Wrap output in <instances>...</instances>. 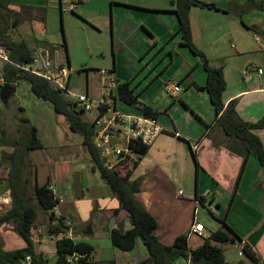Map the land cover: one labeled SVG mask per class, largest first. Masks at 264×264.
Masks as SVG:
<instances>
[{"label":"crops","instance_id":"1","mask_svg":"<svg viewBox=\"0 0 264 264\" xmlns=\"http://www.w3.org/2000/svg\"><path fill=\"white\" fill-rule=\"evenodd\" d=\"M201 1L214 3L220 10L192 8L190 19L193 42L208 60L212 61L210 64L224 68L227 83L223 94L225 104L237 100V112L241 119L248 123H257L264 119V81L260 82V87L252 85L250 89H245L239 81L237 87L232 90L229 88L228 57L239 58L251 50V40L247 34L250 27H255L258 30L255 32L264 34V7L242 12L240 7L244 6L247 0ZM256 2L264 4V0ZM16 6L11 8L16 10ZM144 8L146 7L140 9L145 13L151 11ZM174 9L159 7L152 11L157 27L145 21L141 23L147 32V38L137 39L134 43L138 57L126 60V81L133 79V84L138 90L142 87L150 88L156 80L161 79L162 75L156 69L160 68L162 63L173 64L179 57L184 62L185 71L189 72L194 64L196 66L194 73L191 71V75L176 83L181 88L183 84L187 85L184 94L172 96L167 90L169 83H166L165 88H160V85L154 88V95L148 96L143 102L159 113L157 118L163 131L133 171L131 180L140 184L137 200L158 220L157 236L164 245H173L177 237L187 235L189 248L195 250L204 243L206 237L221 227L220 222L213 219L211 213L220 219L227 215L228 225L242 239L234 244L221 245L227 264L252 263L241 250L242 245H249L259 264H264V168L254 156H250L242 171L244 158L225 147L223 131L215 124L216 112L206 88V72L204 70L198 78L203 64L200 58L182 45ZM198 9L205 12H198ZM195 17L205 21L204 26H200L202 39H197L195 35ZM233 18L241 21L243 28ZM215 21L218 23L214 25ZM241 29L245 34H242ZM230 40L238 41L241 50L232 44L231 49L236 52L231 51ZM203 45L207 48L202 47ZM215 48V54L210 57L211 54L209 55L207 50ZM139 54L140 57L145 54L149 58L148 62L144 57L139 59ZM65 55L67 60L66 49ZM260 55L264 66V49ZM262 67L250 63L243 72V80L245 73L253 69L258 70L259 76L264 75ZM259 70H262L261 74ZM148 71L151 72L150 76H145ZM170 98L173 99L172 102ZM123 106L126 107L124 104ZM134 110L136 111L134 108L126 111ZM208 125L211 127L208 128ZM255 133L264 143V129H258ZM1 137L0 130V140ZM55 138V144H43V149L30 152L33 169L29 166V170L33 172L34 185L49 184L55 194L62 198V202L54 210L57 217L62 216L66 221L81 219L83 224L92 222V235H84L81 232L83 227L74 228L77 229L76 234L74 230L70 232V229L68 234L75 240L78 237L104 239L106 248L113 255L97 264H136L149 258L142 242L132 252H122L113 247L110 231L113 228L129 230V213L123 209L115 212L120 208V202L106 183L98 182L99 172L93 170L90 155L82 145V138L71 132L69 127L60 130L56 127ZM47 139L49 140L50 136L46 133L45 140ZM195 156L199 164L198 174ZM83 157L89 159L87 166L81 162ZM0 177H7L5 168H0ZM239 178V186L236 189ZM180 191L183 194H180ZM199 197L204 198L205 202L201 203ZM11 207V192H0V212L8 211ZM47 215L43 211L39 215L37 213L35 228L32 231L33 239L37 243L39 241L35 232L38 235L47 234ZM196 222L205 226L202 236L191 233V228ZM0 236L6 251L26 246L10 225L0 227ZM15 239L19 241L17 246H14ZM78 242L89 243L84 239ZM39 244L41 251L42 241ZM95 262L93 258L89 264ZM174 264L189 262L179 258Z\"/></svg>","mask_w":264,"mask_h":264},{"label":"trees","instance_id":"2","mask_svg":"<svg viewBox=\"0 0 264 264\" xmlns=\"http://www.w3.org/2000/svg\"><path fill=\"white\" fill-rule=\"evenodd\" d=\"M18 1L0 0V15L8 17L11 24L21 20L17 12L11 8V6L17 5ZM172 3L179 22L182 45L200 58L206 72V88L216 112L215 124L223 131L225 147L232 153L244 158L242 171L250 156H254L260 166L264 168V143L255 133L258 129H264V119L257 123L245 122L237 112V100H233L228 105L225 104L223 94L227 83L224 68L211 65L206 55L193 42L190 19L192 8L199 7L217 11L220 9L214 3H206L201 0H173ZM263 7V3L247 0L240 9L242 12H247ZM25 9L29 13V9L40 8L26 6ZM249 29L258 31L255 27ZM0 46L9 51L10 61L13 63L0 62L2 84L7 83L14 87L23 82L29 84L36 98L50 103L57 116L66 118L70 131L82 138V145L90 155L93 170L100 173L110 187L112 194L119 200L120 208L115 212L123 209L129 213L131 222L129 230L113 228L110 231V239L114 248L122 252H132L137 248L138 240H140L147 249L149 258L136 264H174V261L179 258L186 259L189 264H227L221 245L242 241L228 225L227 215L220 219L211 213L212 218L220 222L221 227L206 237L204 243L195 250L189 248L187 235L177 237L173 245H164L157 236L158 220L137 200V194L140 193L139 182L131 180L134 169L146 155L149 147L137 148L132 155L120 159L113 167L107 166L99 149L94 144L95 125L85 118L86 111L80 107L79 103L68 92L58 89L48 80L17 66L30 62L36 49L24 39L13 40L9 34L4 37L0 36ZM41 46L52 51L55 50L54 46L50 44L45 43ZM140 98L141 91L138 92L133 84V79L118 82V87L113 96L115 101H120L127 107L157 118L159 113L141 102ZM21 111H24L23 108ZM22 120L27 124V127L21 125L14 134V138L11 139L10 136H6L2 132L0 140L4 146H11V150L3 151L0 157V168L7 170V177H0V192L9 190L12 196L11 209L0 212V227L3 225L12 226L13 231L25 242L26 246L6 251L0 236V264H20L27 256L32 258L33 264H50L41 251L40 253L36 252L35 240L33 239L32 231L37 219V206L49 215L47 234L58 238L62 234H67L71 226L67 224L64 217L55 215L54 210L60 202L49 184L39 186L32 183L33 172L29 170V166L33 169L30 152L41 150L44 145L38 137L37 128L30 123L28 118L23 117ZM210 127L208 125V128ZM215 145L221 146L222 144ZM194 158L198 174L199 164L196 156ZM239 182L240 178L237 180L236 189ZM198 199L201 203L205 202L202 197ZM73 223L75 224L74 228L83 227L81 232L84 235H92V222L83 224L79 220H74ZM76 230L74 229L75 234ZM95 251V247L90 243L63 237L56 241L57 257L53 264H89L93 261ZM243 252L250 258L251 264H259L258 258L249 245H245ZM76 255L84 257L75 260L72 257Z\"/></svg>","mask_w":264,"mask_h":264},{"label":"rangeland","instance_id":"3","mask_svg":"<svg viewBox=\"0 0 264 264\" xmlns=\"http://www.w3.org/2000/svg\"><path fill=\"white\" fill-rule=\"evenodd\" d=\"M172 2L173 0H19L15 12L20 16L21 20L13 23L16 24L15 28L9 30L4 36L9 34L13 40L24 39L31 47L37 50L44 48L41 45L45 43L54 46L55 50H51L52 53H56L60 49L61 54L65 55V49H67L70 63L66 60L65 65L70 72L71 91L75 95H79L85 94L88 90L91 98L99 100L104 92L102 85L104 79L101 71L114 73V77L118 82L126 81L128 76V72L125 69L126 60L130 61L132 58L138 57L134 43L137 39L147 38V32L141 23L145 21L147 24L155 26L154 20L156 19L152 11L159 7L175 8ZM26 6L40 9H29L30 12L27 13ZM142 7H146L144 9L151 11L145 13L140 9ZM198 12H205V10L198 9ZM43 17L44 19H42ZM233 20L237 21L238 19L233 18ZM204 22L195 17L194 26L197 39L200 37L202 39L203 37L200 26H204ZM237 22L243 28L242 22ZM217 23L215 21L213 24ZM241 32L245 34L242 29ZM247 34L251 40V50L239 58L228 57L229 88L232 90L237 87V82L239 81L245 89H250L252 85L260 87V82L264 81V75L259 76L257 69L250 71L253 75V80L250 83L245 84L243 80V72L250 63L256 67L263 66L260 54L264 49V34L257 33L253 29H250ZM171 39H173V36H171ZM232 44L237 45V49L241 50L238 41L230 40L229 48L231 51L233 50L231 49ZM202 47L207 48L204 45ZM216 49L207 50L209 55L211 54L210 57L215 54ZM233 52L235 53L236 51L233 50ZM143 57L148 62L149 58L145 54L141 57L139 54V59ZM210 62L212 63V61ZM183 67L184 62L179 57L173 64L162 63V66L156 69L162 75L161 79L156 80L150 88L142 87L141 90H138L142 94L140 101L144 102L148 96H153L154 88L159 85L160 88H165L166 83L175 84L182 82L188 75H191V71L195 72L196 66L194 64L189 72L185 71V67ZM262 68L264 69V66ZM200 70L198 78L204 72L203 67ZM150 73L149 71L146 72L145 76H150ZM146 80L151 81V79ZM182 87L180 94H184L187 85L183 84ZM169 100L172 102L173 99L170 98ZM118 105L120 108H124V111L133 110V108L124 107L120 101ZM21 108L24 111H21ZM128 112H135V110ZM97 114L98 111L96 109L87 111L85 118L92 122ZM23 117L28 118L30 123L37 128L39 139L47 146L55 144L56 127L59 130L63 127H69L66 118L57 116L50 103L36 98L29 84L25 82L17 86V91L10 107L7 108L0 98L1 135L3 132L4 135L10 136V139L14 138V134L21 125L27 127V124L22 120ZM46 133L50 136L49 140H45ZM10 150L11 146H4L0 143V157L3 151ZM116 159L117 157L114 155L109 156V161L111 162L115 163ZM81 162L87 166L89 164L88 157H83ZM97 178L100 184L106 183L99 173H97ZM37 210L39 215L42 211L38 206ZM48 220L49 216L47 222ZM79 221L83 223L81 219ZM67 224L71 226L70 232L73 231L75 226L73 221L70 219ZM35 236L39 243L42 241L41 252L44 257L49 260L50 264H53L57 257L56 241L62 239L64 234L57 238L49 234L38 235L35 232ZM82 239L95 247L94 261L96 262L92 264L100 263L102 260L112 257L113 254L106 248L103 238L78 237L76 241ZM19 240L21 241L22 239ZM140 242L138 240V244ZM18 243L19 241L15 239L14 246H17Z\"/></svg>","mask_w":264,"mask_h":264},{"label":"built area","instance_id":"4","mask_svg":"<svg viewBox=\"0 0 264 264\" xmlns=\"http://www.w3.org/2000/svg\"><path fill=\"white\" fill-rule=\"evenodd\" d=\"M0 62L10 61L9 51L0 46ZM66 57L61 54L60 50L52 53L49 48L36 49L32 59L28 63L17 65L24 71L40 76L51 82L58 89L64 90L79 103L80 107L86 112L97 110L98 114L92 121L95 125L94 144L99 149L106 165L113 167L120 159H125L140 147L152 146L163 129L158 118L145 115L142 111L126 112L118 106V102L113 99L114 92L118 87V81L114 73L101 71L103 76V95L99 100L90 97L88 93L75 95L70 89V72L65 65ZM13 64V63H12ZM251 71V70H250ZM248 71L244 75L245 83L253 80V75ZM262 73V70H259ZM2 84V80H1ZM167 90L172 96L178 95L182 88L179 84H168ZM117 157L115 163L109 161V156ZM180 194H183L180 191ZM62 202V198H59ZM205 226L202 223H194L191 233L202 236ZM57 237V236H56ZM64 237L72 239L68 233ZM245 245L241 246L244 250ZM84 257L76 255L72 258L75 260ZM20 264H33L30 256H27Z\"/></svg>","mask_w":264,"mask_h":264},{"label":"water","instance_id":"5","mask_svg":"<svg viewBox=\"0 0 264 264\" xmlns=\"http://www.w3.org/2000/svg\"><path fill=\"white\" fill-rule=\"evenodd\" d=\"M6 17L4 15H0V20H5ZM16 24L12 25V29L15 28ZM8 32V28H5L3 32L0 30V36L4 37V34ZM66 52L68 54V51L66 49ZM67 61L70 63L69 57L67 56ZM17 91V87L11 86L10 84H2L1 91H0V98L3 104L8 108L11 106L12 100L14 98V94ZM36 252L40 253V244L36 243Z\"/></svg>","mask_w":264,"mask_h":264},{"label":"flooded vegetation","instance_id":"6","mask_svg":"<svg viewBox=\"0 0 264 264\" xmlns=\"http://www.w3.org/2000/svg\"><path fill=\"white\" fill-rule=\"evenodd\" d=\"M10 21L11 20L8 17H6V19L4 21L0 20V30H4L5 28H8V31H9V27H11V29H12L13 24H11Z\"/></svg>","mask_w":264,"mask_h":264}]
</instances>
